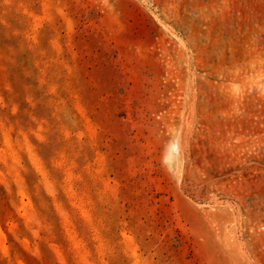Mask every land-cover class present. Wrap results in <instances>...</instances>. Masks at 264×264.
Returning <instances> with one entry per match:
<instances>
[{
	"label": "rangeland",
	"instance_id": "374dc122",
	"mask_svg": "<svg viewBox=\"0 0 264 264\" xmlns=\"http://www.w3.org/2000/svg\"><path fill=\"white\" fill-rule=\"evenodd\" d=\"M0 264H264V0H0Z\"/></svg>",
	"mask_w": 264,
	"mask_h": 264
}]
</instances>
